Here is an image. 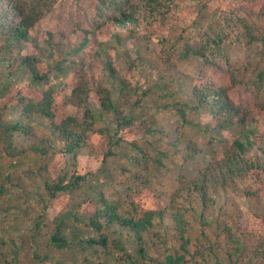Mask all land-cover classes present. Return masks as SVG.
Instances as JSON below:
<instances>
[{
	"label": "trees",
	"instance_id": "obj_1",
	"mask_svg": "<svg viewBox=\"0 0 264 264\" xmlns=\"http://www.w3.org/2000/svg\"><path fill=\"white\" fill-rule=\"evenodd\" d=\"M243 1L245 14L241 10L225 13L200 34L199 40H189L172 54H164L165 60L175 67L192 58L202 62L190 85L191 104L185 103L184 109L180 108L186 123H189V110H203L213 117V123L206 128L213 136L207 147L191 140L185 148V161L205 160L198 175L187 179L180 174L179 187L170 199L159 197L150 206L142 200L141 194L137 197L139 200L127 205L114 203L104 195L88 200L76 208L77 212L71 213L68 222L63 218L58 220L50 239L52 246L68 251L80 249L84 253L83 264H100L87 255L88 250L97 256L104 251L105 259L101 264L113 261H121V264L155 261L157 264H244L250 256L264 264V0ZM175 4L176 0H0V37L6 43L14 39L27 40L50 11L59 10L63 23L59 44L76 45L82 52L90 49V56L96 54L102 66L100 70H96L94 64L87 68L84 61L82 67L73 63L65 68L62 66L64 58L57 61L54 68L64 78L62 84L71 88V102L62 101L60 91L54 87L39 90L33 84L9 85L0 94V199L7 195L13 179L9 168L54 158L50 163H37V166L47 174L46 187L51 196L56 197L58 193L71 194L86 181L80 172L73 175L69 183L64 184L59 179L63 164L60 163L67 155L96 147V154L102 156L104 164L115 156L111 146L114 137L118 138V143L122 141L119 132L133 121L125 119V113L112 99L109 84L116 78L117 70L113 63L115 48L109 41L122 42L135 36L150 42L166 37L176 19ZM123 27L127 32L119 33L118 29ZM234 27L242 30L248 44L261 47L255 77L248 69L236 67L227 54L226 43ZM50 35L53 46L57 34ZM18 67L25 69L33 83L38 84L47 82L55 71L50 70L38 51L24 56ZM93 96L104 111L115 113L118 127L114 137L108 132V142L96 137L104 135L107 128H97L100 119L91 106ZM70 103L74 112L68 109ZM10 108L19 109L21 117L8 123L5 117ZM43 122H47L49 133L40 137L36 126ZM18 134L37 136L38 142L32 148L20 149L15 143ZM163 138L169 144L172 136ZM167 157V153L160 152L156 160L163 164ZM248 180L253 183L246 191L255 207L253 223L241 229L226 221H209V214L216 205L212 190L231 189ZM200 206L202 214L198 220L196 211ZM170 208L175 211L166 217ZM80 226L95 236L80 237ZM151 240L165 250L160 262L153 257ZM2 256L0 252V264H52L51 259L41 256L39 262L29 258L22 262L2 261Z\"/></svg>",
	"mask_w": 264,
	"mask_h": 264
},
{
	"label": "rangeland",
	"instance_id": "obj_2",
	"mask_svg": "<svg viewBox=\"0 0 264 264\" xmlns=\"http://www.w3.org/2000/svg\"><path fill=\"white\" fill-rule=\"evenodd\" d=\"M243 3V0H176V19L169 26L166 37L150 42L135 36L122 42L116 39L109 41V45L115 48L113 63L117 70L116 78L109 84L112 99L119 106V110L125 113V119H131L133 122L131 125H125L119 132L123 140L118 143V138L114 137L118 127L115 113L104 111L97 97L91 98L92 109L100 119L97 128H107L104 135L98 134L96 137L108 142V132H111L114 137V144L111 146L115 156L104 164L102 156L96 154V147H87L62 159L59 177L62 183H69L77 172L84 174L86 179L80 189L69 195L58 193L56 197H52L46 187L47 174L37 166V163H50L54 158H43L7 169L13 179L7 195L0 199L2 261L17 259L22 262L29 258L30 261L39 262L41 256L51 259L52 264H83L84 253L80 249L60 250L50 244L58 220L63 218L68 222V217L77 212L79 205L101 195L114 203L122 202L125 205L139 200V194L148 206L157 202L159 197L169 200L179 187L180 174L187 179L198 175L205 160L185 161V148L191 140L203 148L207 147L209 139L213 136L206 128L213 123V117L203 110H189V123H186L180 108L184 109L185 103L191 104L190 85L197 77L202 62L192 58L175 67L165 60L164 54H172L175 48L183 46L189 40H199L200 34L214 21L220 20L225 13L241 10L245 14ZM249 15L255 18L254 15ZM62 27L59 10H52L27 40L14 39L6 43L0 37V94L9 85L20 87L33 84L39 90L54 87L60 91L62 101L71 102L72 90L66 83L62 84L64 78L60 77L54 68L57 61L64 58L62 66L65 68L73 63L82 67L84 61L87 68L94 64L95 69L100 70L102 66L96 54L90 56V49L82 52L76 45L59 44L58 36ZM127 30L124 27L118 29L119 33H126ZM51 33L57 34L53 46L50 44ZM226 50L236 67L248 69L253 77L257 75L261 47L248 44L244 33L238 27H234L232 36L226 43ZM34 51L44 57L47 65L51 67L50 70H55L47 82L33 83L31 75L18 67L20 60ZM71 104L68 109L74 112V106ZM100 114L103 116L100 117ZM20 117L19 109L10 108L5 121L15 122ZM36 127L39 131L37 135H48L47 122ZM166 135L172 136L169 144L164 142L163 136ZM37 142V136H15V143L20 149L32 148ZM160 152L169 156L163 164L156 160ZM171 159L174 160L173 163ZM251 187L253 183L248 180L239 182L231 189H213L212 197L216 205L209 214V221H226L241 229L250 226L254 221L255 207L247 197L246 191ZM174 211L175 209H168L166 217ZM201 214L200 206L196 211V219L199 220ZM79 229L80 237L95 236V233L82 226ZM152 243L154 242L151 240L153 257L160 262L165 257V250L162 246ZM87 255L91 256L95 263L101 264L105 259L104 251L97 256L95 252L88 250ZM121 263L113 261L109 264ZM244 264L259 262L250 256Z\"/></svg>",
	"mask_w": 264,
	"mask_h": 264
}]
</instances>
